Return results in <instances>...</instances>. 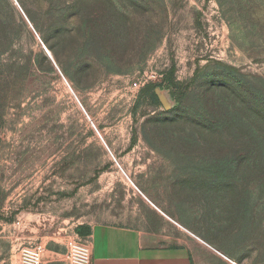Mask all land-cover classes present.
I'll use <instances>...</instances> for the list:
<instances>
[{
	"label": "rangeland",
	"instance_id": "obj_1",
	"mask_svg": "<svg viewBox=\"0 0 264 264\" xmlns=\"http://www.w3.org/2000/svg\"><path fill=\"white\" fill-rule=\"evenodd\" d=\"M22 1L44 26L47 2ZM130 1L98 2L102 25L119 19L120 49L105 53L86 37L80 59L69 51L63 65L13 2L30 37L18 47L22 69L0 87V223H19L29 235L24 246L48 237L43 256L47 246L65 250L66 238L88 224L164 225L140 192L232 263L264 264V151L221 145L193 124L189 106L174 119L201 70L264 79V0H161L166 17L155 18L151 49L148 17L135 15ZM201 255L206 264H230L207 248Z\"/></svg>",
	"mask_w": 264,
	"mask_h": 264
},
{
	"label": "trees",
	"instance_id": "obj_2",
	"mask_svg": "<svg viewBox=\"0 0 264 264\" xmlns=\"http://www.w3.org/2000/svg\"><path fill=\"white\" fill-rule=\"evenodd\" d=\"M16 1L58 65H63L62 58L69 51L76 61L80 59L86 37L93 42L95 48L99 47L105 53H112L121 48L119 39L122 26L119 19L110 20L102 25L99 0H71L70 3L66 1L68 5L64 0H43L48 4L46 8L40 9L44 26L38 25L36 19L25 9L22 0ZM53 2L55 4L58 2V6L53 7ZM64 4L65 7L60 8ZM128 4L135 15L141 14L139 10H142L148 17L150 25L145 29L144 41L151 49L156 41L158 28L161 26L155 22V18L160 14L163 19L166 17L164 3L161 0H132ZM111 5L122 8L120 3L114 2ZM246 12L249 18L255 17L250 8ZM69 17L73 20L74 27L71 29L64 26ZM118 17L122 16L118 15ZM135 25L133 31L136 30L138 35L139 25L136 22ZM22 35L30 37V32L26 22L14 7L13 1L0 0V87L2 88L7 85V79L22 69L17 65V57L19 58L20 53L18 47ZM39 55L46 60L41 53ZM224 69H226L224 72L210 76H205V70L198 72L187 87L188 90L183 91L179 108L174 111V119H182L179 113L189 106L188 108L192 110L189 117L195 120L193 124L205 128L213 137L219 138L218 140L222 141L221 145H226L230 149L238 148L246 153H252L255 147L264 151V79L257 75L240 73L232 68L224 67ZM151 99H157L154 93H151ZM237 121L242 124L241 129L237 127ZM251 135H260L262 139L253 140ZM238 141L241 143L240 147H237ZM77 232L79 236L87 237L82 228H78Z\"/></svg>",
	"mask_w": 264,
	"mask_h": 264
},
{
	"label": "crops",
	"instance_id": "obj_3",
	"mask_svg": "<svg viewBox=\"0 0 264 264\" xmlns=\"http://www.w3.org/2000/svg\"><path fill=\"white\" fill-rule=\"evenodd\" d=\"M146 203L164 225L134 228L92 223L82 228L90 243L91 264H206L200 261V256L206 248L213 251L212 248L153 204ZM18 224L15 221L0 223V264H20L19 252L29 235ZM184 234L190 237H184ZM31 238L37 239L38 236ZM44 239L46 242L42 241L41 244L43 249L48 237H43L42 240ZM64 253L65 250L47 246L42 256L43 264H65Z\"/></svg>",
	"mask_w": 264,
	"mask_h": 264
},
{
	"label": "built area",
	"instance_id": "obj_4",
	"mask_svg": "<svg viewBox=\"0 0 264 264\" xmlns=\"http://www.w3.org/2000/svg\"><path fill=\"white\" fill-rule=\"evenodd\" d=\"M121 172L124 175V177L127 179V181L130 182V180L125 175V173L122 170H121ZM130 184L132 185V187H134L131 182H130ZM139 194L147 202H149L140 192H139ZM212 250L217 255H219L223 260L227 261L230 264H234V263H232L231 260L226 258L224 255L220 254L219 252L215 251L214 249H212ZM42 251H43V247L40 245L23 246L19 252V263L20 264H42ZM64 261L66 262V264H91L90 243H89L88 238L87 237H81L78 234H73L72 236L67 237L66 242H65Z\"/></svg>",
	"mask_w": 264,
	"mask_h": 264
},
{
	"label": "water",
	"instance_id": "obj_5",
	"mask_svg": "<svg viewBox=\"0 0 264 264\" xmlns=\"http://www.w3.org/2000/svg\"><path fill=\"white\" fill-rule=\"evenodd\" d=\"M13 2H14L15 5L19 8V10L21 11V8H20L19 4L17 3V1H16V0H13ZM21 13H22V11H21ZM22 15H23V17L25 18L26 22L29 24L30 28L33 30L34 34L36 35L34 29L32 28L30 22L28 21V19H27L26 16L24 15V13H22ZM38 39H39V38H38ZM39 41H40V40H39ZM40 44L42 45V48H43L44 52L46 53V55L48 56V58L51 60V62L53 63V65L57 68V66H56V64H55V62H54V60H53V58L48 54L46 48L44 47V45L42 44L41 41H40Z\"/></svg>",
	"mask_w": 264,
	"mask_h": 264
}]
</instances>
